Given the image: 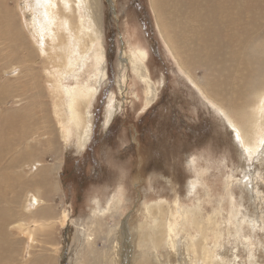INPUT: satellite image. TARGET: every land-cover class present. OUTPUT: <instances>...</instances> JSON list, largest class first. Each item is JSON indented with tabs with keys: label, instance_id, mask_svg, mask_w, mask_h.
Returning a JSON list of instances; mask_svg holds the SVG:
<instances>
[{
	"label": "rangeland",
	"instance_id": "1",
	"mask_svg": "<svg viewBox=\"0 0 264 264\" xmlns=\"http://www.w3.org/2000/svg\"><path fill=\"white\" fill-rule=\"evenodd\" d=\"M101 8L106 75L102 82L93 84L97 92L89 108L90 136L86 147L78 152L74 136L66 138L65 143L55 121H47L45 127L48 107H41V102L47 100L43 95L30 102L34 87H39L34 84L24 89L28 99L20 96L21 107H34L29 118L33 122L17 125L14 138L5 134V147L0 149V193L11 201L9 209L29 220L26 226L33 230L30 241L16 225L6 224L7 234L19 242L13 251L17 259L14 263L45 264L36 261L51 256L54 264H80L84 229L91 234L96 222L101 223L102 228L95 234L97 250L101 252L106 239L117 234L115 226L122 228L128 220L129 227L135 229L147 203L165 201L177 208L200 206L205 218L215 215L220 230L234 224L235 229H231L235 237L228 239L221 231L217 249L228 264H264V204L255 200L258 193L264 198V183L260 179L254 182L258 183V193L251 185L254 197L246 180L252 181L257 171L261 172L258 178L264 179L261 154L254 160V168L247 167L239 157L238 143L232 141V131L222 115L175 65L159 35L149 0H102ZM135 43L146 50L151 81L160 80L155 100L145 109L143 84L129 64L124 67L122 61L125 54L131 53L129 45ZM21 49L26 50L23 46ZM87 72L85 66L78 82H86ZM192 74L198 80L205 77L198 69H193ZM10 76L2 75L1 82ZM37 78H43L40 68ZM19 105L7 101L0 106V116ZM53 125L58 133L52 131ZM45 128L51 135L45 133ZM24 132L28 135L25 138ZM41 165L48 168V180L44 186H37L31 173ZM11 184L13 190L9 188ZM122 185L124 213L106 214L110 199ZM34 188L39 193L47 191L45 197L36 198L37 205L27 198ZM45 208L48 214L32 216V212ZM1 209L0 204V212ZM61 216L65 218L63 222ZM109 227L113 232H104ZM119 233L124 243L122 257L126 239ZM208 236L211 237L209 230ZM130 244L133 251V238ZM128 259L130 264L135 263L133 254ZM169 260L174 261L173 254Z\"/></svg>",
	"mask_w": 264,
	"mask_h": 264
},
{
	"label": "bare ground",
	"instance_id": "2",
	"mask_svg": "<svg viewBox=\"0 0 264 264\" xmlns=\"http://www.w3.org/2000/svg\"><path fill=\"white\" fill-rule=\"evenodd\" d=\"M149 1L159 35L175 65L222 115L232 131V141L238 143L239 157L247 167L254 168L253 162L260 154L259 160L264 161V0ZM101 2L0 0V106L9 100L20 103L19 108L11 110L16 113L8 110L0 116L4 132H0V149L5 147L6 135L16 136L17 125L33 122L29 118L34 107H21L20 102L21 95L28 99L23 94L24 89L32 88L33 84L39 87H34L30 102L35 96L41 98L43 95L47 100V103L41 102V107H48L45 127L47 121L56 122L65 143L66 138L74 136L73 144L78 152L86 147L90 136L89 108L97 92L93 84L102 82L106 75ZM22 46L26 50L21 49ZM128 48L131 53L125 54V59L122 57L123 65L129 64L133 75L142 82V109H145L155 100L160 80L151 81L145 63L146 50L137 43ZM85 66L88 77L85 83H80L79 73ZM37 68L41 70V80L37 78ZM193 69H198L205 77L194 79ZM5 74L11 76L1 82V76ZM124 80L122 73V82ZM123 88L124 85L120 87ZM45 133L51 135L46 128ZM26 136V132L22 133V137ZM47 172L48 168L42 165L34 173L30 172L35 176L33 184L44 186L48 180ZM259 176L261 172L257 171L252 181L246 179L252 195L253 186L254 193H258V183L254 182L260 179L264 183ZM9 188L15 187L11 184ZM117 188L109 201L108 215L124 213L125 189L123 185ZM37 191V188L32 189L27 197L36 205L39 195H47V191ZM263 199L261 193L255 197L260 205L264 204ZM0 204V264H15L17 259L13 251L19 242L7 234L6 224L16 225L15 228L18 227L30 241L33 230L26 226L29 220H23L17 215L18 211L9 209L11 201L4 193H0ZM144 209L145 214L135 229L129 227L128 220L122 228L115 226L114 233L120 232L121 238L123 235L126 239L127 252L124 250L122 257L124 243L117 234L110 237L112 240L106 239L105 250L99 252L95 234L102 228L101 223L96 222V228L90 229L92 235L84 229L85 246L80 251V264H130L128 257L131 254L135 260L133 264H176V260L177 264H195L192 260L198 264H228L218 255L217 249L223 236L221 231L228 239L235 237L234 224L232 229L225 226L220 230L215 215L205 218L200 206L180 205L177 208L168 202L156 201L147 203ZM48 213L45 208L32 212V216ZM61 217L63 222L65 218ZM109 231L113 232L111 227L104 232ZM171 254L174 261L170 262ZM54 260L51 256H43L36 262L54 264Z\"/></svg>",
	"mask_w": 264,
	"mask_h": 264
}]
</instances>
